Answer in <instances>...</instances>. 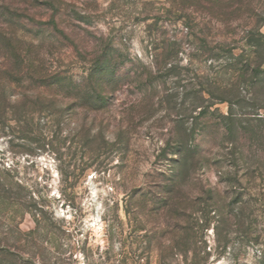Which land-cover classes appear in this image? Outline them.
Here are the masks:
<instances>
[{"label":"rangeland","instance_id":"obj_1","mask_svg":"<svg viewBox=\"0 0 264 264\" xmlns=\"http://www.w3.org/2000/svg\"><path fill=\"white\" fill-rule=\"evenodd\" d=\"M5 47L65 78L0 100V264H264V0H0Z\"/></svg>","mask_w":264,"mask_h":264},{"label":"trees","instance_id":"obj_2","mask_svg":"<svg viewBox=\"0 0 264 264\" xmlns=\"http://www.w3.org/2000/svg\"><path fill=\"white\" fill-rule=\"evenodd\" d=\"M14 51H17V49H14L13 51H7L6 47L3 49L1 55L5 57L7 62H4V65L6 66L4 69L0 67V100H10L9 94H5L6 89H11L13 86H15L20 80L22 76H25L31 72L34 73L33 78L40 84H42L44 87L52 90H59L61 85L63 84V79L65 78L61 73L58 71H51L47 72L44 71L42 68L39 70H34L30 69L32 66L26 65L25 61V55L19 52L13 53ZM255 65L252 68L254 72H258L260 69V66L262 63L258 58H260L259 54L257 51H255ZM259 56V57H258ZM8 63H13L10 66ZM26 65V66H25ZM4 67V66H2ZM248 67V66H247ZM248 69V68H247ZM107 67L101 65V66H93L91 69V75H96L99 77L100 81L96 82V84H91L94 93L97 95V97L102 100L103 96L105 95L104 90L102 85L104 84V77L107 72ZM241 70V69H240ZM66 88H68V92L76 90L77 96L79 97L81 93L83 92V86L82 84H78L73 87H69L67 84L64 85ZM94 86V87H93ZM77 97V98H78ZM88 106L90 104H93V100L88 101ZM203 108H201L202 110ZM3 115V112L0 113ZM0 188H5L2 183H0ZM0 193V209L2 210L3 206H10L12 203L9 201H4L2 195ZM11 220V219H10Z\"/></svg>","mask_w":264,"mask_h":264}]
</instances>
